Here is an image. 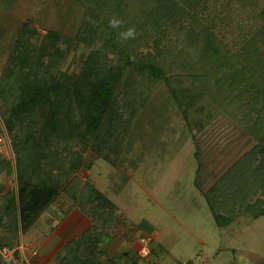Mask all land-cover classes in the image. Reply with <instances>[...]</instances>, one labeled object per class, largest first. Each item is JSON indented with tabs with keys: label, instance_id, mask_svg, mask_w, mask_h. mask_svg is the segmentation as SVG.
Returning a JSON list of instances; mask_svg holds the SVG:
<instances>
[{
	"label": "trees",
	"instance_id": "trees-1",
	"mask_svg": "<svg viewBox=\"0 0 264 264\" xmlns=\"http://www.w3.org/2000/svg\"><path fill=\"white\" fill-rule=\"evenodd\" d=\"M38 2L44 18L36 23L31 14L12 13L18 0H0V47L8 37L0 117L17 183L1 197L0 224L5 219L6 229L25 233L64 191L107 227L117 207L81 183L78 170L91 167L84 152L115 167L135 166L129 157L135 144L139 158L163 145L164 128L177 115L180 134L187 131L198 148L194 185L218 226L242 213L264 215V199L256 197L264 193V4L257 28L247 29L250 38L236 52L215 29L214 0ZM112 18L121 24L111 27ZM40 23L46 29L35 42ZM130 27L135 37L122 39ZM75 43L87 53L72 74L62 65ZM212 123L221 129L220 142L242 150L230 164L202 147L203 128ZM76 143L79 152L71 150ZM10 168L0 158V173Z\"/></svg>",
	"mask_w": 264,
	"mask_h": 264
},
{
	"label": "rangeland",
	"instance_id": "rangeland-1",
	"mask_svg": "<svg viewBox=\"0 0 264 264\" xmlns=\"http://www.w3.org/2000/svg\"><path fill=\"white\" fill-rule=\"evenodd\" d=\"M214 3L215 29L231 50L237 52L250 38L247 29L257 28L264 0H214ZM40 7L38 0H18L12 13L15 12L19 19L31 14L37 23L44 18ZM40 26L38 24L35 42H39L46 29L41 23ZM7 42L8 37L0 47V70L7 55ZM81 52L87 53L81 44L75 43L62 69L74 74L73 67ZM182 126L180 116L170 120L161 137L164 144L155 145L144 158L137 156L139 144L136 143L129 154L136 161V167L130 164L124 168L115 167L86 149L84 162L91 161V167H80L77 175L81 183L90 182L117 207L107 228L120 231L128 241L140 239L139 255H147L142 251L146 244L155 264H166V261L170 264H264V215L254 218L242 213L230 224L218 226L206 200L194 185L198 148L187 131L180 134ZM203 130L201 141L208 145L202 147L209 154L222 155V163L230 164L241 155L242 150H237L236 146L220 142L221 129L215 123ZM0 138V158L11 167L9 174L0 173L2 203L1 197L7 191H14L17 183L11 137L1 117ZM81 148L76 143L71 150ZM161 155L164 159H160ZM66 195L69 196L61 191L57 198L62 200ZM257 196L264 199L263 192ZM52 211L43 212L38 224L41 225L47 216L55 215ZM4 221L0 224V244H12L19 233L16 229H6Z\"/></svg>",
	"mask_w": 264,
	"mask_h": 264
},
{
	"label": "crops",
	"instance_id": "crops-1",
	"mask_svg": "<svg viewBox=\"0 0 264 264\" xmlns=\"http://www.w3.org/2000/svg\"><path fill=\"white\" fill-rule=\"evenodd\" d=\"M46 210H54L55 215L39 225ZM43 212L25 233L18 232L11 247L0 248V264H73L79 260L81 264H155L151 253L139 255L140 239L128 241L120 231L94 222L67 195L56 198Z\"/></svg>",
	"mask_w": 264,
	"mask_h": 264
},
{
	"label": "clouds",
	"instance_id": "clouds-1",
	"mask_svg": "<svg viewBox=\"0 0 264 264\" xmlns=\"http://www.w3.org/2000/svg\"><path fill=\"white\" fill-rule=\"evenodd\" d=\"M121 24V21H119L116 18H112L109 20V25L111 27H118ZM122 39H129L135 37V29L134 28H128L126 31H123L119 34Z\"/></svg>",
	"mask_w": 264,
	"mask_h": 264
},
{
	"label": "built area",
	"instance_id": "built-area-1",
	"mask_svg": "<svg viewBox=\"0 0 264 264\" xmlns=\"http://www.w3.org/2000/svg\"><path fill=\"white\" fill-rule=\"evenodd\" d=\"M0 141H1V138H0ZM141 240L144 242L145 240H144V237L143 238H141ZM145 247H146V249H145ZM143 253L144 254H148V252H149V249H147V246H146V244H144V246H143Z\"/></svg>",
	"mask_w": 264,
	"mask_h": 264
}]
</instances>
